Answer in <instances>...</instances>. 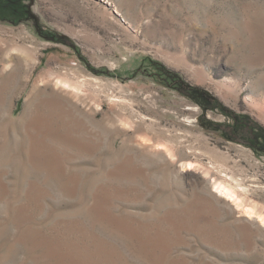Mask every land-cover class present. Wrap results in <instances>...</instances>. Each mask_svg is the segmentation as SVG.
I'll use <instances>...</instances> for the list:
<instances>
[{"label": "rangeland", "instance_id": "1", "mask_svg": "<svg viewBox=\"0 0 264 264\" xmlns=\"http://www.w3.org/2000/svg\"><path fill=\"white\" fill-rule=\"evenodd\" d=\"M255 217L264 0H0V264H264Z\"/></svg>", "mask_w": 264, "mask_h": 264}, {"label": "bare ground", "instance_id": "2", "mask_svg": "<svg viewBox=\"0 0 264 264\" xmlns=\"http://www.w3.org/2000/svg\"><path fill=\"white\" fill-rule=\"evenodd\" d=\"M229 179L232 180V181H234V179H233L232 177H230V176H229ZM224 190H225V191H224L223 193L225 194V196H226L228 199H230V200H232L233 202H235V205H236V206L240 207V202H241V201L238 199V197L236 196V194H235L234 192L230 191V190H227V189H224ZM244 212L246 213V216H248V217H252V216L255 215L254 212L251 211V210H249V209H245ZM251 220H252V219H251ZM254 220H256V222L258 223V225H259L260 223H263V224H264V218L255 217Z\"/></svg>", "mask_w": 264, "mask_h": 264}, {"label": "trees", "instance_id": "3", "mask_svg": "<svg viewBox=\"0 0 264 264\" xmlns=\"http://www.w3.org/2000/svg\"><path fill=\"white\" fill-rule=\"evenodd\" d=\"M242 126L239 125H235L234 128V134L235 135H239L240 139L243 140H247V141H251L252 140V134H250L251 130H250V126H248L247 123L243 122L240 123Z\"/></svg>", "mask_w": 264, "mask_h": 264}]
</instances>
